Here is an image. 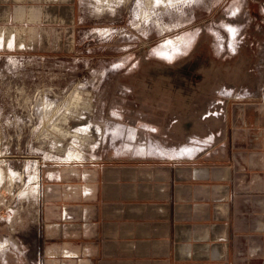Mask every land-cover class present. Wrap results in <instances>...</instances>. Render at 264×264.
Listing matches in <instances>:
<instances>
[{"label": "crops", "instance_id": "0c3cea01", "mask_svg": "<svg viewBox=\"0 0 264 264\" xmlns=\"http://www.w3.org/2000/svg\"><path fill=\"white\" fill-rule=\"evenodd\" d=\"M80 24L79 0H0V57L71 53ZM245 111L198 160H34L0 264H264V180L246 177L248 143L264 169V107L259 135L241 138Z\"/></svg>", "mask_w": 264, "mask_h": 264}, {"label": "rangeland", "instance_id": "374dc122", "mask_svg": "<svg viewBox=\"0 0 264 264\" xmlns=\"http://www.w3.org/2000/svg\"><path fill=\"white\" fill-rule=\"evenodd\" d=\"M79 15L73 52L0 57V224L9 222L25 197L36 159L67 162L98 154L159 161L206 158L211 136L180 142L177 136L143 135L134 129L143 122L124 117L127 94L134 102L142 99L131 93L144 76L135 78L137 69L180 58L199 36L221 62L197 107L206 112L214 101L243 97L231 100L229 111L246 110L247 130L239 132L235 123L234 135L260 133L263 114L256 110L264 107V0H79ZM229 27L235 29L233 36ZM240 33L252 39L244 54L236 55ZM227 94L234 96L220 97ZM232 118L225 119L223 132ZM254 147L248 143L246 177L264 180V169H250ZM189 148L196 151L189 155Z\"/></svg>", "mask_w": 264, "mask_h": 264}, {"label": "flooded vegetation", "instance_id": "af4514ba", "mask_svg": "<svg viewBox=\"0 0 264 264\" xmlns=\"http://www.w3.org/2000/svg\"><path fill=\"white\" fill-rule=\"evenodd\" d=\"M250 39H252L251 36L241 34L234 54L243 55ZM220 62L217 54L212 51L211 45L208 46L207 40L199 36L193 49L183 53L180 58L154 64L152 68L137 69L135 78L138 75L142 77L144 74V76L143 79L140 78L142 82L135 84L138 88L137 92L135 89L131 93L142 94V99L134 102L132 97H129L131 95L127 94L126 105L129 112L125 113L124 117L128 120L143 122L138 127L136 125V128L131 125L143 135L158 134L179 138L182 134L188 138L221 135L231 100H241L243 97H231L228 101L222 99L214 101L207 110L205 109L206 112L197 107L199 101L203 99L201 96L203 90H206V85L208 86L218 77ZM236 69L235 71L240 70V68ZM225 87L227 86L224 85ZM230 93L234 94V90ZM232 94L220 97L234 96ZM159 99L162 102H155ZM185 111L191 113L184 115ZM154 125L156 129L149 128Z\"/></svg>", "mask_w": 264, "mask_h": 264}, {"label": "bare ground", "instance_id": "6f19581e", "mask_svg": "<svg viewBox=\"0 0 264 264\" xmlns=\"http://www.w3.org/2000/svg\"><path fill=\"white\" fill-rule=\"evenodd\" d=\"M101 1V0H100ZM107 1V0H106ZM108 3V2H107ZM106 4V3H105ZM111 4V3H110ZM226 30V29H225ZM227 32H229V34L231 35V36H233L234 35V33H235V29L234 28H232V27H229V28H227ZM170 43H172V41H168V42H166V44H165V46H167V45H169ZM252 96V95H251ZM236 97V96H235ZM133 135V134H132ZM131 145V144H130ZM128 146V145H127ZM133 148V147H132ZM190 150L188 151V152H190V154L189 155H191V154H193V152H195L196 150L195 149H193V148H189ZM159 151V150H158ZM169 155H173V154H168V156ZM185 155V154H184ZM74 157V156H73ZM65 164V163H64Z\"/></svg>", "mask_w": 264, "mask_h": 264}, {"label": "built area", "instance_id": "2783aa9c", "mask_svg": "<svg viewBox=\"0 0 264 264\" xmlns=\"http://www.w3.org/2000/svg\"><path fill=\"white\" fill-rule=\"evenodd\" d=\"M168 54H169V59H170L172 57V53H167L166 55H168Z\"/></svg>", "mask_w": 264, "mask_h": 264}]
</instances>
